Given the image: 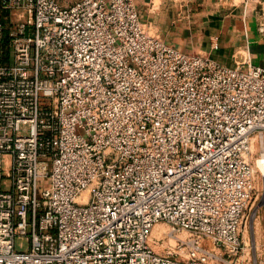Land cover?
I'll return each mask as SVG.
<instances>
[{
  "label": "built area",
  "instance_id": "obj_1",
  "mask_svg": "<svg viewBox=\"0 0 264 264\" xmlns=\"http://www.w3.org/2000/svg\"><path fill=\"white\" fill-rule=\"evenodd\" d=\"M261 165L264 67L177 50L133 0H0V264H231Z\"/></svg>",
  "mask_w": 264,
  "mask_h": 264
},
{
  "label": "crops",
  "instance_id": "obj_2",
  "mask_svg": "<svg viewBox=\"0 0 264 264\" xmlns=\"http://www.w3.org/2000/svg\"><path fill=\"white\" fill-rule=\"evenodd\" d=\"M133 2L148 30L183 53L203 54L226 66L245 59L264 63V34L258 31V19L248 5L236 0ZM215 37L217 47L212 48Z\"/></svg>",
  "mask_w": 264,
  "mask_h": 264
},
{
  "label": "rangeland",
  "instance_id": "obj_3",
  "mask_svg": "<svg viewBox=\"0 0 264 264\" xmlns=\"http://www.w3.org/2000/svg\"><path fill=\"white\" fill-rule=\"evenodd\" d=\"M59 1L64 2L63 4H69L73 0ZM236 1L240 2V0ZM248 7H250L256 14L258 22L264 23V1L262 0L259 3H251L248 5ZM258 62H253L252 64L264 67V63H262L261 60ZM263 181V178H261L260 174H258L256 176L257 184L255 194L244 213L240 225L242 250L239 254L230 258L231 264H264V206L261 205V200L264 196L262 191L264 184ZM37 183L39 185L43 184L46 186L47 179L39 178ZM164 228L165 227L163 224H156L150 233L149 244L153 250L160 254H166L168 251L173 252V248L169 239H167L164 234L161 233ZM15 247L17 249H24L25 240L16 239ZM212 251H214L216 254L219 252L216 249H213ZM177 257H182V255H178ZM215 264L222 263L215 262Z\"/></svg>",
  "mask_w": 264,
  "mask_h": 264
},
{
  "label": "bare ground",
  "instance_id": "obj_4",
  "mask_svg": "<svg viewBox=\"0 0 264 264\" xmlns=\"http://www.w3.org/2000/svg\"><path fill=\"white\" fill-rule=\"evenodd\" d=\"M259 163H260V161H259ZM261 170L264 173V165H261Z\"/></svg>",
  "mask_w": 264,
  "mask_h": 264
}]
</instances>
